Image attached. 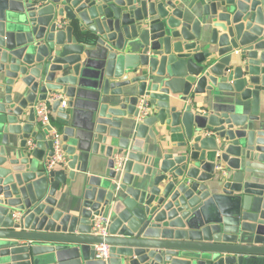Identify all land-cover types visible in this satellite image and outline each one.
I'll return each mask as SVG.
<instances>
[{
  "label": "water",
  "instance_id": "95a60500",
  "mask_svg": "<svg viewBox=\"0 0 264 264\" xmlns=\"http://www.w3.org/2000/svg\"><path fill=\"white\" fill-rule=\"evenodd\" d=\"M263 65L264 0H0V264L264 261Z\"/></svg>",
  "mask_w": 264,
  "mask_h": 264
},
{
  "label": "built area",
  "instance_id": "2783aa9c",
  "mask_svg": "<svg viewBox=\"0 0 264 264\" xmlns=\"http://www.w3.org/2000/svg\"><path fill=\"white\" fill-rule=\"evenodd\" d=\"M53 99H60L62 101V107H67V97L65 95L60 94L59 96H55ZM51 103L52 100H48L45 102L38 103L35 107L37 116L40 121L47 125L50 124L51 121ZM55 139V155L53 158L48 160V168L53 169L57 167L59 164L65 162V156L61 150V136L57 133H53ZM109 227V219L106 217H98L95 220L93 231L96 236L106 238L109 235L108 231ZM110 255V246L107 244H100L96 246V258L107 259Z\"/></svg>",
  "mask_w": 264,
  "mask_h": 264
},
{
  "label": "crops",
  "instance_id": "0c3cea01",
  "mask_svg": "<svg viewBox=\"0 0 264 264\" xmlns=\"http://www.w3.org/2000/svg\"><path fill=\"white\" fill-rule=\"evenodd\" d=\"M264 68V65H263ZM85 107L82 103L79 104V108L76 111V115L83 117L86 114ZM258 264H264V261L258 260Z\"/></svg>",
  "mask_w": 264,
  "mask_h": 264
}]
</instances>
